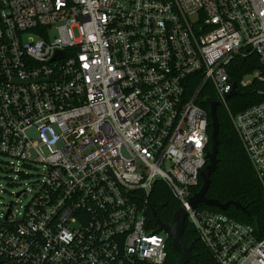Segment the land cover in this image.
I'll return each instance as SVG.
<instances>
[{
    "label": "built area",
    "instance_id": "built-area-1",
    "mask_svg": "<svg viewBox=\"0 0 264 264\" xmlns=\"http://www.w3.org/2000/svg\"><path fill=\"white\" fill-rule=\"evenodd\" d=\"M249 52L264 63V0H0V155L15 159L0 170L43 168L0 211V264H162L157 180L218 264H264L252 225L189 204L210 94L264 193V101L232 113L226 98Z\"/></svg>",
    "mask_w": 264,
    "mask_h": 264
},
{
    "label": "trees",
    "instance_id": "trees-1",
    "mask_svg": "<svg viewBox=\"0 0 264 264\" xmlns=\"http://www.w3.org/2000/svg\"><path fill=\"white\" fill-rule=\"evenodd\" d=\"M227 71L235 83L236 90V94L227 99V106L232 113L264 101V80L253 77L246 85L241 86L239 84L245 75L253 72L264 77V63L259 61L256 54L249 52L245 55L234 56L227 65ZM214 99V96L210 94L198 103L208 111V100ZM216 116L218 121L217 162L214 171L209 176L210 183L205 195L220 202L237 201L244 208V211L233 205H229L225 210L204 204H200L199 207L223 212L237 221L250 224L254 227L256 234L263 237L264 193L221 106H217ZM207 132L210 133L209 125ZM209 149L210 142L207 144V150ZM200 184L199 177L192 191L198 190ZM146 204V216L154 229L157 228V224L154 222L153 213L161 222L168 224L172 213L179 207V203L161 180L154 182ZM181 239L185 245L193 241L192 254L194 258L186 264H218L209 249L198 238L192 224L187 220ZM167 246V258L162 264H174L178 254L171 248L169 239L167 240ZM137 264L151 263L139 262Z\"/></svg>",
    "mask_w": 264,
    "mask_h": 264
},
{
    "label": "water",
    "instance_id": "water-1",
    "mask_svg": "<svg viewBox=\"0 0 264 264\" xmlns=\"http://www.w3.org/2000/svg\"><path fill=\"white\" fill-rule=\"evenodd\" d=\"M236 94L235 83H232V88L230 92L226 94V98H229ZM209 110L208 117L210 119L209 127V141L210 149L206 153L207 164L199 172V177L201 180L200 187L198 190L194 191L189 198V204L191 207H196L198 204H204L207 206H214L221 210H225L229 205L241 209L244 211V208L240 206L237 201L227 200L220 202L216 199L209 198L205 195L206 190L210 183V174L214 171L216 166V153H217V132H218V121L216 116V108L219 105L218 101L208 100ZM154 222L157 224L158 230H163L170 241L171 248L178 254L174 264H186L190 259L194 258L192 254L193 241L188 245H185L181 239V235L184 231V226L186 222V212L182 207H178L171 215L170 222L163 223L161 222L153 213Z\"/></svg>",
    "mask_w": 264,
    "mask_h": 264
},
{
    "label": "rangeland",
    "instance_id": "rangeland-1",
    "mask_svg": "<svg viewBox=\"0 0 264 264\" xmlns=\"http://www.w3.org/2000/svg\"><path fill=\"white\" fill-rule=\"evenodd\" d=\"M256 72L245 75L243 79L245 81L250 80L254 77ZM224 115L228 118L230 123L229 115L223 111ZM28 134H34L33 130L28 131ZM2 161H13L15 163V159L6 157L5 155H0V165ZM42 164L34 163L33 167H26L24 170L29 174L27 176H22L16 181L11 178H16L14 171H1L0 170V211H4L9 202L15 201L18 204H24L30 198L32 192L34 191L35 184L33 181L35 179L36 171H41ZM10 177V178H9ZM22 190H27V194H20L18 197L15 196V193L21 192ZM17 208V205H16Z\"/></svg>",
    "mask_w": 264,
    "mask_h": 264
}]
</instances>
